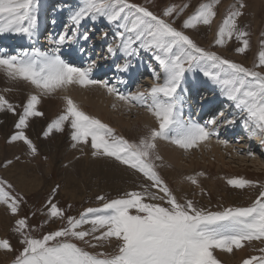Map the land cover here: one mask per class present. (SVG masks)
Here are the masks:
<instances>
[{"label":"snow or ice","instance_id":"obj_1","mask_svg":"<svg viewBox=\"0 0 264 264\" xmlns=\"http://www.w3.org/2000/svg\"><path fill=\"white\" fill-rule=\"evenodd\" d=\"M220 0L201 3L182 24L184 29H196L199 25L210 27L217 15ZM189 5H170L162 16L148 7L131 3L130 0H79V6L70 13L66 31L58 36L49 35L48 51L36 47L22 48L14 55L0 49V73L10 81H24L37 90L30 94L17 113L4 95H0V111L18 115L9 143L23 141L31 154L36 148L25 135L31 117L42 116L37 110L42 96H48L71 85L81 88L98 86L105 89L115 101L126 107L144 109L156 122V127H146L137 141L130 142L116 135L114 129L99 119L87 115L64 96L65 108L43 133L45 137L55 129L62 131L67 122L71 129L73 147L88 144L90 140L93 157H108L121 165L140 173L150 185H141V191H130L121 197L104 201L101 207H88L78 217L66 216L64 209L52 202L57 188L52 190L46 205L50 221H64V226L37 238L27 218H18L11 229L18 237L21 250L11 264H222L215 255L216 250L232 254L242 250L253 241L264 244V186L248 207H227L211 211L198 207L191 199H177L157 168L163 164L157 153V141L165 140L188 151L197 148L217 134L218 119L205 121L203 125L192 119H184L183 106L185 84L189 74L201 72L215 85L235 110L241 115L249 137L258 136L264 145V72L247 68L224 58L216 51L200 47L184 31L174 27L169 18L181 15ZM246 5L240 0L239 7L232 5L215 33L214 45L224 47L233 38L240 42L236 53L243 54L250 47L249 33L241 27L238 18ZM103 18L116 28L114 42L107 45L106 52L114 56L117 51L126 57L123 64L116 65L117 71L128 72L132 63L128 57L138 56L139 51L152 54L160 71L150 67L152 85L136 92H121L107 80L94 79L93 65L78 67L66 62L59 54L62 47L71 46L90 39L87 31L80 34V25L86 19L93 22ZM38 0H0V35L15 34L35 43L38 37ZM70 30L71 35L68 34ZM108 37V32L101 36ZM84 48H80L83 53ZM258 62L254 68H264V40L260 42ZM120 83H125L120 81ZM11 91V89H5ZM115 109L117 103H113ZM223 116V113H221ZM233 125L234 119H224ZM220 144L226 141L218 140ZM253 157V153H247ZM11 163V161H8ZM203 176L204 173H197ZM198 186L196 176L184 178ZM227 183L232 188L256 187V183L244 178H231ZM12 186L0 179V204L6 205L12 215H17L23 202L22 196L13 195ZM151 189H157L156 192ZM162 194V195H161ZM157 201L163 202L159 203ZM70 207V206H69ZM41 225V227H43ZM89 227L85 228L84 226ZM115 239L118 243L113 252H90L87 248H103ZM75 241L87 247H81ZM0 251H16L8 239H0ZM260 255L242 259L240 264H264V247Z\"/></svg>","mask_w":264,"mask_h":264},{"label":"rangeland","instance_id":"obj_2","mask_svg":"<svg viewBox=\"0 0 264 264\" xmlns=\"http://www.w3.org/2000/svg\"><path fill=\"white\" fill-rule=\"evenodd\" d=\"M47 1H49V3L46 2L48 3L46 13L42 14L43 16L39 15L38 37L35 40V43L15 34L0 35L1 37L6 38L0 39L4 42L0 49L5 50V54L14 55L22 48L31 50L32 47H36L40 51H48L52 45L49 46V43L43 44L42 42L53 32L52 30H55L54 27L57 25L56 36L66 31L65 26L69 22V15L79 6V0ZM39 2L40 0H38V3ZM62 2H66V5L61 6L63 5ZM130 2L148 7L150 11L158 16H162L163 11L170 5L180 7L187 3L189 7L186 8L181 15L175 16L174 14L173 17L169 18L170 20L175 21L174 27L178 30L184 31L200 47L205 48L206 50L216 51L224 58L242 64L247 68L264 72V68H254L258 62L257 57L260 50V42L264 40V0H242L246 7L242 9L243 15L238 18V23L241 27L247 26L246 31L249 33L248 39L250 41L249 49L243 54L236 53L235 49L241 45L240 42L236 41L234 38L228 41L224 47L214 45L215 33L218 30V26L229 11L226 12V10L228 8L230 9L232 5L239 7L240 0H220L215 9L217 15L214 18L212 25L210 27L199 25L196 29H184L182 27L183 21L195 11L199 4L207 2V0H130ZM59 16L60 19L57 21ZM85 31L89 33L90 39L87 42L80 40L78 42L79 46L74 44L70 47H62L59 53L61 58L66 62L73 63L75 66L82 68L95 63L92 73L93 78L107 80L110 84L117 87L118 84H116V80H119V78L115 77L110 79L109 77L117 74L118 71L116 65L123 64L126 57L121 55L123 53L119 51H117L114 56H110L106 52L107 45L114 42L115 32L117 31L116 28L113 25L108 24L103 18H100L95 22L86 19L80 25V34H83ZM105 31L108 32V37L105 40H102L101 36ZM68 34L71 35L70 30L68 31ZM12 38L16 39L19 41L18 43L21 44L17 47L16 45H13V43L11 45H13L14 48H10L12 47L10 45V39ZM81 47L85 49L83 53L80 52ZM138 56L127 59L131 60L132 65L135 64V59L137 58L140 59L143 57L145 60L152 59L149 63L150 67L153 64V68H155L157 72L160 71L159 65L152 58L151 53L145 52L141 49ZM71 58L74 60H71ZM113 59H115V62H113ZM99 71L103 72L98 73ZM133 72L135 78L132 83L129 82L130 79L129 76L125 74L126 72L119 76L122 78L121 81L125 82V84L122 83L119 85L121 88L123 87V89L119 90V87H117L119 91L124 93L136 92L138 90L136 88L143 84L144 79L141 71L135 70ZM146 72L147 71H145V73ZM3 77L4 76L0 74V78ZM150 77H152V75H150ZM147 83H150V81L148 80ZM195 84L196 87H194ZM143 85L147 86L145 84ZM185 87L187 92L182 93L185 97V104L182 112L184 119L190 118L203 125L207 120L218 118V125H220V130L218 131L219 136L213 138L215 140H213V142L217 143L216 141L223 140L229 145L226 144L228 148H225L226 146L223 144L224 148H222L223 146L220 147V143L218 144L217 152L218 154L221 153L224 158H221L223 159V162L218 161V156L216 157V155L213 154L211 147H209L208 150L207 148L201 150L197 147L193 148L197 151L189 149L187 152H181L178 160L180 166L175 167L161 155L162 149H158V142H160V140H158L157 153L162 157V161H156V163L163 164V167L157 168V171L172 190L173 194L181 202H183L184 199H191L198 207H204L211 211L223 210V208L227 207L250 206L259 195L261 186H264V145L261 144L258 136L249 137L243 125L242 117L240 116L238 119H234L237 117L236 114H238V112L230 102L220 95L219 89L208 81L201 72L189 74ZM70 89L71 86L66 93H68ZM205 89L213 90L217 96H213L214 94L204 95L203 92ZM192 90H194V92H191ZM79 91L78 94H80V96L83 97V100H85L87 96L85 95V97L84 93H80ZM54 94L58 97L61 95V93L56 92ZM0 95H3L1 94V91ZM25 96L26 97L23 98V101L20 102V104L16 105V101L12 103L14 106H19L16 109L17 113L22 111V106L29 95L25 94ZM77 99L79 105L85 102L82 101L81 98ZM112 101H115V99ZM77 102L75 101L74 103L78 105ZM224 104L227 106L231 105V108L224 109ZM84 107V110H80L89 116L97 118L91 113V107L89 104L84 103ZM109 110L112 114L111 118L108 117V120L97 119L114 129L116 135L123 136L130 142H135L145 133L146 128L144 125L138 121L133 123L137 119L136 113L122 114L118 109L110 108ZM133 110L141 112L144 109L133 108ZM220 111H225L227 115L219 116L218 114ZM42 113L43 115L38 118H29L28 127L24 129L25 132V130L27 131L32 128L37 120L38 122L41 121L40 124L42 127L40 128L39 133L33 134L35 135L34 141L37 143L36 145H39L37 146L38 151L33 155L23 141L9 143L10 137L18 131V129L15 128V124L19 117L11 112L0 111V179L7 181V183L12 186L8 191L13 195L23 197L19 212L15 216L8 211L6 205H0V239H8L13 245V248L16 249V251L12 253L0 251V264H11L14 256L18 254V251L22 248L17 235L11 231L15 226L16 219L27 218L30 227L35 229V231L32 232V235L37 238L42 237V235L47 232L55 231L64 226L65 222L60 220L50 221L48 224L43 225V221L47 217L42 213L46 212L47 201L49 197L52 196V190L57 188V186L59 187L57 188L55 196H52V202L56 203L58 207L64 209L66 216L78 217L79 214L88 207L102 206L104 201L97 200V196H104L106 200H111L121 197L126 192L141 191V185H150V182L140 173L129 169L125 165L123 166L130 172L126 175L123 170H119L118 168L119 174L117 178H107L106 176H103V174L93 176L87 174V169L90 164L87 163L88 160L84 158V156L86 153L91 156L92 148L90 140L86 145L77 144V152H72V148L74 147L69 146L72 142L70 140L72 129L67 122H65L62 131H56L53 129L49 135L45 137L43 133L47 129L48 124L62 114L63 110H58V112L51 116V118L44 117V114H48L45 107ZM116 117H120L124 119V121L132 123L131 127L125 128L122 131L118 129L116 130V127L114 126L115 122L113 121ZM224 119H234L235 123L233 125H226ZM152 127L156 126L153 125ZM247 140L249 141V144L253 145V147L248 144ZM23 146L24 148L22 149ZM230 148H234L235 150H230ZM223 149L226 150L224 151ZM45 150L47 152L49 151V155L54 153L55 156L50 158L49 161H45L46 158L36 160L35 155L38 153L42 157ZM164 151H166V148ZM249 151L253 153V157L247 155ZM26 156L28 157L27 160H25ZM66 159L69 160L67 161ZM79 159H81L82 162L77 164L79 170H75L73 177L70 167H73L72 163L75 161L77 162ZM94 160L95 159L91 161ZM8 161H11V163H8ZM240 161H242V164H240ZM201 172L204 173V175L198 176L197 173ZM186 176H196L198 186L192 185L185 180L184 178ZM21 178H23V180ZM231 178H244L251 180L254 181L257 186L245 189L232 188L227 183V180ZM151 191L156 192L157 189H151ZM157 202L163 203L160 201ZM41 225H43V227H41ZM84 227L87 228L89 226L85 225ZM75 242L81 247H87L82 242ZM117 243L118 242L113 239L110 244H105L103 248H87V250L90 252L103 251L110 253L115 250ZM260 247H264V244H261L259 241H253L252 244L246 245L242 250L235 251L232 254L226 253L227 255H225V257H221L220 250H216L215 255L221 260L222 264H240L242 259L253 255H260L258 251Z\"/></svg>","mask_w":264,"mask_h":264},{"label":"bare ground","instance_id":"obj_3","mask_svg":"<svg viewBox=\"0 0 264 264\" xmlns=\"http://www.w3.org/2000/svg\"><path fill=\"white\" fill-rule=\"evenodd\" d=\"M68 1V0H67ZM49 1L47 0H40L39 2V9H40V12H39V15H42V14H45L46 11H47V4L46 3ZM244 2V1H243ZM63 5L61 6H64L66 5V2H62ZM58 8H61V7H58ZM229 10V8L226 10V12ZM255 11V10H254ZM253 11V12H254ZM225 12V13H226ZM252 12V13H253ZM251 13V14H252ZM260 15V14H259ZM43 16V15H42ZM62 16V15H61ZM60 19V16L58 18L57 21H59ZM68 25V23H67ZM57 26V25H56ZM56 26L54 27L55 30H52L53 32L50 34V35H53V36H56L57 34V29H56ZM66 30V28H65ZM49 34V33H48ZM49 36H47L44 41L42 42L43 44H48V38ZM3 38L0 36V39ZM3 39H6V38H3ZM9 42V41H8ZM19 41H17L16 39L12 38L10 39V45L13 44V45H16L17 47L19 46V44L21 43H18ZM2 44H4V42L2 40H0V47H2ZM11 45L12 47L10 48H14V46ZM50 46V44H48ZM74 45V44H73ZM90 45V44H89ZM70 47V46H68ZM89 48V47H87ZM210 48V47H209ZM68 49V48H66ZM5 52V50H4ZM98 52V51H97ZM121 54V53H120ZM123 55V54H121ZM101 56V55H100ZM124 56V55H123ZM125 57V56H124ZM139 57V56H138ZM130 59V57H128ZM71 60H74L71 58ZM134 60V59H133ZM152 59H147L145 60L143 57H141L140 59L137 58L135 59V64L132 65L131 69L128 71V72H124L127 76H129V79L132 83V81L134 80V72L135 70H140L141 73L143 74V84L147 85V86H144L143 84L142 85H139L136 89L138 90H144V89H147V88H150L153 81H152V77H150V75H152L151 71H150V61ZM113 62H115V59H113ZM115 64V63H114ZM114 66V65H113ZM108 67V66H107ZM112 67V66H111ZM151 68H153V64L151 65ZM116 71V70H115ZM145 71H147L145 73ZM103 71H99L98 73H102ZM144 72V73H143ZM113 73V72H112ZM123 73V74H124ZM2 74L4 77L3 78H0V91H1V94L5 95L6 99L13 103L16 101V105L17 104H20V102L23 101V98H25V94L27 95H30V94H37V90L29 85L28 83L24 82V81H10L7 79V77L3 74V73H0ZM109 74V73H108ZM121 72H117V74L115 76H110L109 78H115V77H118L119 80H116V84L117 87H119V90L123 89V87L121 88V85L122 83H120L121 79L119 76L120 75H123ZM106 75V74H105ZM2 77V76H1ZM5 79V80H4ZM127 79V80H129ZM125 80V79H124ZM150 81V83H147V81ZM139 82V81H138ZM125 84V83H124ZM70 87V86H69ZM67 87L66 89H60V90H57L56 93H61V95L58 97V96H55V92L52 93L51 95H48V96H42L41 97V102L38 104V111L40 112H43L44 110V107L47 111L48 114H44V117H49L51 118V116L55 115L58 110H63L64 111V108H65V102H64V99L63 97L64 96H68L70 97L74 102L78 101L77 98H81L82 101H85L84 103L86 104H89L90 105V109H91V113L94 114L97 118L99 119H102V120H108L107 118L108 117H112V114H111V111L109 110L110 108L112 109V105L113 103H117V107L115 109H118L121 111V113H136V116H137V119L133 122H139L141 123L142 125H144V127H152L153 125L154 126H157L156 125V122L154 120V118L152 116H150L145 110H142L140 113L138 112V110L134 111L133 108L131 109V111H129L126 107L122 106L120 104V102H117V101H112L113 99H115L114 97L108 95V93L106 92L105 89H100V87L98 86H94V87H90V88H81L77 85H71V89L68 93H66L68 91V88ZM194 87H196V84L194 85ZM5 89H11V91H5ZM80 90V91H79ZM78 91L81 93H84V96L86 97L85 100H83V97L80 96V94H78ZM191 92H194V90H192ZM204 95H210V94H214L213 96H217L216 93H214L213 90H210V89H205L204 90ZM63 94V95H62ZM203 95V96H204ZM12 99H11V98ZM22 98V99H21ZM81 101V102H82ZM78 105H79V101L77 102ZM84 103L80 104L78 107L82 110L85 109L84 107ZM76 104V103H75ZM225 106L223 107L224 109H229L231 108V105H226L224 104ZM114 109V108H113ZM135 109V108H134ZM114 112V111H113ZM119 113V112H118ZM221 113H223V116L224 115H227L225 111H220L219 112V116H221ZM121 115V114H120ZM122 116V115H121ZM237 117H235L234 119H238L241 115L238 113L236 114ZM38 118V117H37ZM223 118V117H222ZM214 119V118H213ZM218 119V118H217ZM42 120V119H41ZM115 122V129L117 130H123L125 128H130L131 127V124L132 123H129L128 121H124V119L120 118V117H116L114 120ZM130 121V120H129ZM223 121V120H222ZM41 122V121H40ZM40 122H36L35 125H33L32 128H30L29 130H25V135L32 141L33 145L35 146L36 148V151H38V148L37 146L39 145H36L37 143L34 141V136L33 134H38L39 131H40V128L42 127V125L40 124ZM44 123V122H43ZM138 126V125H137ZM223 126V125H222ZM140 128V127H139ZM143 128V127H141ZM234 128V127H233ZM220 130V125H218L217 127V134L215 136H212L208 141L204 142L203 144H201L198 148L199 149H205L207 148V150L209 149V147L212 148V152L213 154L216 155V157L218 156V161H222L223 162V157L220 154H218L217 152V148L218 146L220 145L223 146V144H219L217 141V143L213 142V138L219 136L218 135V131ZM223 130V129H222ZM246 130V129H245ZM236 131V130H235ZM247 132V131H246ZM233 134V133H232ZM247 134V133H246ZM231 135V134H230ZM221 136V135H220ZM223 136V135H222ZM229 136V135H228ZM233 137V136H232ZM248 137V136H247ZM221 138V137H220ZM224 138V137H223ZM246 138V137H245ZM244 138V139H245ZM249 138V137H248ZM71 140V139H70ZM72 141V140H71ZM215 141V140H214ZM246 141V140H245ZM248 144H249V141L247 140ZM73 141L70 143L69 146L73 147ZM213 143V144H212ZM18 144V143H17ZM210 144V145H209ZM219 144V145H218ZM227 144V143H226ZM247 144V145H248ZM80 145V144H78ZM209 145V146H207ZM229 145V144H227ZM249 145H252V144H249ZM163 146H166V147H163ZM224 146H226L224 144ZM224 146L222 148H224ZM18 147V146H17ZM41 147V146H40ZM44 147V146H43ZM219 147V148H220ZM246 147V145H245ZM253 147V145H252ZM24 148V146L22 147V149ZM166 148V151H164V149ZM225 148H228V146H226ZM2 149V148H1ZM158 149H162L161 150V155L172 165V166H175V167H179V157H180V154L181 152L183 153L184 150L183 149H180L178 147H176L175 145L169 143L168 141H165V140H160V142H158ZM234 149V148H232ZM230 148V150H232ZM194 150V149H192ZM196 150V149H195ZM194 150V151H195ZM221 150V149H220ZM224 150V149H223ZM226 150V149H225ZM224 150V151H225ZM235 150V149H234ZM244 150V149H243ZM19 151V150H18ZM193 151V152H194ZM197 151V150H196ZM223 151V152H224ZM72 152H77V146L72 148ZM92 152V151H91ZM211 153V152H210ZM231 153V151H230ZM90 154V153H89ZM234 154V153H233ZM91 155V154H90ZM55 154L53 153L52 155H49V151L47 152L45 150L44 154L42 155V157L37 153L35 155V159L36 160H42L43 158H46L45 161H49L50 158L54 157ZM27 156L25 157V160H27ZM83 158V157H82ZM84 158H86L88 160L87 163H89L90 165L88 166V169H87V174H90L91 176L93 175H102L103 176H106L107 178H117L118 174H119V171H118V168L119 170H123V172L127 173L130 172L127 170L126 167H124L123 165L119 164L117 161H115L114 159H111V158H108V157H93L92 155L89 156L86 155L84 156ZM223 158V159H221ZM95 159L94 161H91V160ZM231 159V158H230ZM67 161L69 159H66ZM31 161V160H30ZM81 159L77 160V162H73V167H70L71 169V172L73 174V177H74V174H75V170H79L78 168V165L79 163H81ZM245 163V162H244ZM243 163V164H244ZM240 164H242V161H240ZM121 175V174H120ZM119 175V176H120ZM130 175V174H128ZM133 177V176H132ZM101 178V177H100ZM23 180V178H21ZM20 179V180H21ZM123 184V183H122ZM124 186V185H123ZM126 186V185H125ZM117 188V187H116ZM181 188V187H180ZM187 193V192H186ZM72 197V196H71ZM1 205V204H0ZM220 255L221 257H225V255H227L225 252H220Z\"/></svg>","mask_w":264,"mask_h":264}]
</instances>
